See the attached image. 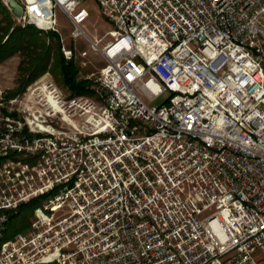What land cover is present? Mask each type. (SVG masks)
I'll use <instances>...</instances> for the list:
<instances>
[{"label":"built area","instance_id":"built-area-1","mask_svg":"<svg viewBox=\"0 0 264 264\" xmlns=\"http://www.w3.org/2000/svg\"><path fill=\"white\" fill-rule=\"evenodd\" d=\"M16 1L60 38L61 8L106 64L95 97L48 72L0 104V264H262L264 0H96L104 47L84 0Z\"/></svg>","mask_w":264,"mask_h":264},{"label":"trees","instance_id":"trees-1","mask_svg":"<svg viewBox=\"0 0 264 264\" xmlns=\"http://www.w3.org/2000/svg\"><path fill=\"white\" fill-rule=\"evenodd\" d=\"M16 56L22 57L19 65L21 76L18 89L10 96L24 92L46 71H50L58 85L72 96L95 97L94 82L80 75V67L75 60L65 58L60 36L53 32L43 33L35 25L23 27L0 0V64ZM46 199H34L11 214L6 240L29 229L35 209Z\"/></svg>","mask_w":264,"mask_h":264},{"label":"rangeland","instance_id":"rangeland-1","mask_svg":"<svg viewBox=\"0 0 264 264\" xmlns=\"http://www.w3.org/2000/svg\"><path fill=\"white\" fill-rule=\"evenodd\" d=\"M82 7L86 8L90 15L87 21L82 25L84 31L93 40L103 39L101 47H104L111 41V38L108 37L107 34L110 31L114 30V26L104 18V16L102 15V10L96 0H84L82 3ZM56 14L58 27L62 34L61 39L64 41V44L67 48L73 50V60H75L80 67V75L84 78L91 73L97 74L106 64L102 55L99 52L91 50L90 42L87 39H73L72 32L74 30V27L70 19L66 16L61 8H57ZM83 51L89 52L86 58H82L80 56ZM21 61L22 57L16 56L0 64V104H2L4 108L8 107L10 99H13L19 95L21 96L31 85L30 84L24 92L19 93L15 96H10L12 95V93H15L19 87V79L21 76L19 65ZM85 62L87 63V66L83 67L82 65ZM48 72L51 74L50 71H46L41 77H43ZM51 76L53 77L55 83H57V79L53 76V74H51ZM62 89L65 93L67 92L66 89ZM165 99L166 97L163 96L162 98L151 102L147 98H144L146 103L150 106L160 105L165 101ZM256 257L262 262V264H264V248L258 251Z\"/></svg>","mask_w":264,"mask_h":264},{"label":"water","instance_id":"water-1","mask_svg":"<svg viewBox=\"0 0 264 264\" xmlns=\"http://www.w3.org/2000/svg\"><path fill=\"white\" fill-rule=\"evenodd\" d=\"M4 4L7 6L13 17L20 24L22 21V16L24 9L16 0H3Z\"/></svg>","mask_w":264,"mask_h":264}]
</instances>
